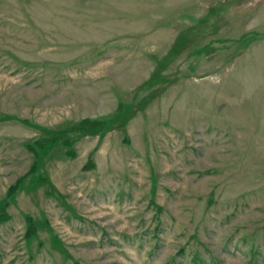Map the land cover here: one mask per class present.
Returning a JSON list of instances; mask_svg holds the SVG:
<instances>
[{
  "label": "rangeland",
  "instance_id": "obj_1",
  "mask_svg": "<svg viewBox=\"0 0 264 264\" xmlns=\"http://www.w3.org/2000/svg\"><path fill=\"white\" fill-rule=\"evenodd\" d=\"M0 264H264V0H0Z\"/></svg>",
  "mask_w": 264,
  "mask_h": 264
},
{
  "label": "trees",
  "instance_id": "obj_2",
  "mask_svg": "<svg viewBox=\"0 0 264 264\" xmlns=\"http://www.w3.org/2000/svg\"><path fill=\"white\" fill-rule=\"evenodd\" d=\"M57 135H59V133H57L56 136H57ZM57 137H58V136H57ZM60 137H61V136H59L58 138H55V137H54V138H51V139H48V140H47V143H48V144L46 145V147H48V148H47V152H46L44 155H41V158H42L43 156H45L46 154H48V152H50V150L53 149V148H52V145L54 146V145H55V142L60 141V139H61ZM44 151H45V150L40 149L39 153L41 154V152L43 153ZM28 230H29V231H28L29 233H31V234L33 233L31 227H29ZM29 236H30V235H29ZM27 237H28V234H27Z\"/></svg>",
  "mask_w": 264,
  "mask_h": 264
}]
</instances>
